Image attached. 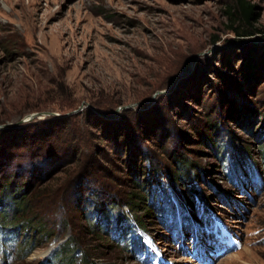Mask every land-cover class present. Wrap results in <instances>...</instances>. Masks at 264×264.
Listing matches in <instances>:
<instances>
[{"label": "rangeland", "instance_id": "374dc122", "mask_svg": "<svg viewBox=\"0 0 264 264\" xmlns=\"http://www.w3.org/2000/svg\"><path fill=\"white\" fill-rule=\"evenodd\" d=\"M235 1L0 0V175L36 217L4 195L0 264H264V0L251 37ZM175 150L187 202L149 174Z\"/></svg>", "mask_w": 264, "mask_h": 264}, {"label": "trees", "instance_id": "16d2710c", "mask_svg": "<svg viewBox=\"0 0 264 264\" xmlns=\"http://www.w3.org/2000/svg\"><path fill=\"white\" fill-rule=\"evenodd\" d=\"M227 14L229 15L233 23H239L236 27H234L233 25V28L237 35H240L242 37H251L257 32H261L260 29L253 27L251 20L254 18V15H255V5L249 3L248 0H236L235 3L232 6H229V8L227 9ZM237 17L239 19H236ZM217 123L218 122H213L211 124V128L215 129L216 127H218L219 129V126ZM199 134H200L199 136L201 140L204 141L205 139H202L204 137L203 133L199 132ZM169 154L171 157V161H170L171 166L166 165L165 167H161L155 163L154 164L155 172L153 174L149 172V174L151 176V180L155 181L156 178H157L156 180H159L158 177H160V175H162L163 173H166L170 177V179H172L173 181L179 184V188H180L182 175L184 174L186 176L191 175L192 162H190V160L187 159V157H185L184 153L181 151L175 150ZM139 172L140 170H138L136 165L131 170V174L134 175L133 178H136V175H137L136 181H137V184L140 185L139 181L141 180L142 176L138 177V175H140L138 174ZM20 175L21 174L19 173V171L15 173H11L9 177H7L5 173H2L0 175V185L2 184L0 186V190L1 191L3 190L4 192L2 196L0 195V204L3 203L4 197H5L4 195L9 194L12 197V199L16 200V201H13V203H14V210L17 213V215L19 214L23 217L26 216L28 217V221H29L32 219H36V217L30 218L27 212L28 206H29L27 194L33 188V186H32V181L30 179H29L30 181H27V180L24 181V179H22V182L20 184L19 179H18L20 178ZM151 182H149L148 184L150 185ZM180 191L182 193V195H179L180 199L184 200L185 202L190 200L189 195H188V194L192 195V191L190 189H188V191H183L180 188ZM141 198L143 200V197ZM141 198L137 197V195H133V198H131V203L140 201ZM97 200L98 199H96L97 209L101 210L100 211L101 213H104V211H106L104 203L101 202L102 200H99L98 202ZM114 200L116 201V199ZM9 223H12V222H9ZM37 223L39 226H41V228H46V225H42L40 221H38ZM66 248L67 250H69L68 245H66Z\"/></svg>", "mask_w": 264, "mask_h": 264}, {"label": "water", "instance_id": "95a60500", "mask_svg": "<svg viewBox=\"0 0 264 264\" xmlns=\"http://www.w3.org/2000/svg\"><path fill=\"white\" fill-rule=\"evenodd\" d=\"M73 113H75V112H73ZM31 117H33V118H34V117H35V114H32V115H31Z\"/></svg>", "mask_w": 264, "mask_h": 264}]
</instances>
